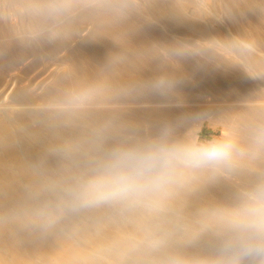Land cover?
<instances>
[{"label":"bare ground","instance_id":"obj_1","mask_svg":"<svg viewBox=\"0 0 264 264\" xmlns=\"http://www.w3.org/2000/svg\"><path fill=\"white\" fill-rule=\"evenodd\" d=\"M95 1L97 7L93 5ZM12 2L20 7L18 11L22 9L27 13L24 18L26 27L16 25L14 34L19 42L0 38V64L4 61L9 63L15 53L17 59H24L32 47H40L52 54L53 50L67 46L68 55L59 67L50 71L39 90L32 89L33 94L38 96H34L36 99L27 100L25 96L18 101L13 99L0 103V110L12 112L20 106L21 112L30 113V107H41L52 110L50 115L63 112L71 115L73 119L69 122H83L97 135L110 140L107 145L81 142L76 138V143L84 146L81 148L90 151L94 157H105L110 154L109 151L122 155L119 163L108 168L112 176L123 174L133 177L130 171L139 172L147 188L160 195L164 192L170 194L174 208L187 211L193 223L207 229L203 235L193 234L190 229L181 230L178 223L182 216L175 218L165 214L159 220L168 224L169 229H158L157 222L152 224L153 229H140L142 235L160 232V239H154L155 243L143 249L130 239L131 232L112 230L106 235L89 231L82 225L78 233L91 241L92 247L76 245L72 239L71 248L46 250L38 252L39 255L61 264H156L157 261L162 264H264V219H258V215L254 217L259 212L255 204L240 198L242 195L261 201L260 193H264V99H251L245 90L223 84L221 81L224 78L221 80L216 75L218 67L199 63L187 65L189 55L186 53L158 50L157 42L146 41L149 37L139 24L113 18L111 13L119 11L110 3L85 0L86 3L77 6L84 14V22L94 32L88 40L78 42L81 46L78 50L76 45L69 44L76 36L70 32L76 28V21L66 20L65 16L64 19L61 13L67 10L75 14L76 0ZM217 8L219 12L222 10L219 6ZM60 21H67V26L60 27ZM101 32L104 35H100ZM66 37L70 38L68 44L63 41V38L67 40ZM106 41L123 43L125 48L121 51L111 48L98 51L91 47V42L102 44ZM217 53L223 58L229 57L223 49ZM119 62L126 65L123 64V68L116 66ZM244 69L264 87V72L256 71L248 64L244 65ZM23 86L19 81L12 90L16 89L15 93H18ZM195 105H201L202 110L195 111ZM121 110L124 114H117ZM204 119L215 124L221 122L226 127L227 134L217 145L224 149L220 156L230 160V168L223 169L226 173L223 177L235 186V190L225 186L221 182L223 180L214 179L217 186L213 191L205 172H202L209 158L202 155L200 150L205 147L197 146V139L190 130L198 129ZM39 121V126L43 124L47 127L45 121ZM47 129L55 130L51 127ZM12 130L13 122L0 117V199L6 191L20 196L22 203L28 204V197L19 195L11 185L12 180H23L44 195V187L50 186L38 179L31 165L32 161L39 162L40 157L29 149L23 151L17 146ZM115 140H136L139 145L115 146ZM167 143L173 144L174 148L164 147ZM152 147L165 152L168 155L165 158L179 161L183 168H176L173 164L163 165L164 160H161L162 163L153 160L149 153ZM146 158L151 160L143 164ZM12 170L15 174L10 173ZM43 198L40 195V204L45 201ZM219 198L225 203L216 208L214 205ZM4 222L5 217L0 216V264H21L16 259L23 258L22 254L17 253V258L14 257V248L18 247L16 233L8 227L6 230ZM227 238L234 240L235 245L229 246Z\"/></svg>","mask_w":264,"mask_h":264},{"label":"rangeland","instance_id":"obj_2","mask_svg":"<svg viewBox=\"0 0 264 264\" xmlns=\"http://www.w3.org/2000/svg\"><path fill=\"white\" fill-rule=\"evenodd\" d=\"M12 1L15 0H0V38L13 39L16 43L19 40L16 39L14 32L17 26L26 27L24 18H26L27 13L22 9L18 11L20 7L15 6L17 5L16 2L13 3ZM101 1L117 7L116 9L119 12L111 13L113 18L117 17L127 21V23L139 24L149 37L146 41L157 42L158 50L165 49L172 52L186 53L189 55L186 61L187 65L199 63L207 64L210 67H218L216 68L218 69L216 75L221 80L224 78V81H221L223 84L227 83L228 86L234 89L245 90L247 96L251 99H264V87L244 69V65L248 64L256 71L264 72V0ZM83 2L86 3L85 0H76V15L67 10L61 12L66 20L76 21V28L74 31H70L76 36H72L74 38L70 43L68 42L70 38L67 37V40L63 38V41L70 45H76L78 50L81 49L78 42L82 43L88 40L90 35H94L92 27L84 22L83 12L77 7ZM95 2L93 5L97 7V1ZM218 6L222 8L220 12ZM220 20L223 22L221 23ZM20 21L22 26L18 24ZM67 24V21H60V27L63 26L62 28H65ZM99 34L104 35L102 32ZM107 34L108 32L105 33V35ZM44 35L46 34L44 33ZM91 47L98 51L106 50V48L121 51V49L124 50L125 44H117L112 41H106L102 44L91 42ZM12 48L10 47L11 51H13ZM26 48L29 47L26 46ZM222 49L228 52L229 57L227 56V59L217 53ZM67 52V46H64V48L61 46L56 51L53 50L52 54L47 53L40 47H32L31 51L28 50V55L26 54L25 57L23 56L24 59H20L22 62L17 59L16 53L13 54L12 52L13 56H11L10 62L4 61L0 64V103H8L13 99L18 101L25 97H27L25 98L27 100L36 99L38 96L33 94L32 89L39 90V86L46 81L50 71L59 67L58 65H60L63 58L67 57ZM123 64L126 65L125 62H119L116 66L123 68ZM220 70L222 71L220 72ZM223 72L226 73L223 74ZM19 81L24 84L23 87L26 90L21 87L20 92L15 93L16 89L13 91L12 87ZM194 108L195 111L202 110L201 105H195ZM15 110L12 112L10 110L4 112L0 110L2 111L0 117L13 122L12 131L15 134L17 146L23 151L29 149L40 157L39 162L32 161L31 165L36 170L38 179L50 186L48 188L44 187V195L37 192L23 180L17 178L12 180L11 185L19 192V195L28 197L26 200L28 204L22 203L20 196L12 195L6 191L2 194L0 216L5 217L6 222L4 223L7 225L5 229L8 230L9 228V230H14L15 232H13L16 233L15 239L18 247L14 248V251H16L14 257L17 258V253H21L23 256V258H17V262L21 264H61L56 263L52 258L39 255L38 252L71 248L73 247L72 239H74L76 245L92 247L93 243L78 233L79 227H82V225L89 231L100 234L105 233L106 235L112 233V230L131 232L133 234H129L130 239L143 249H147L152 243H155L154 239L156 240L158 237L160 239L158 235L160 232H156L155 235H142L139 233L140 229H153L155 227L152 224L155 222L160 226L158 229H169L168 224L159 220V217L165 214L175 218L179 217L177 215L182 216L179 218L180 223H178V228L181 230L190 229L193 234L197 235H203L207 232L205 226H197L190 220L191 215H188L187 211L174 208L170 194L164 192L165 194L160 195L147 188L145 180L139 177V172H129L133 176L129 188L121 190L107 185L103 190L114 194L97 195L93 185L98 181L113 177L108 168L112 164L119 163L122 155L109 151L110 154L105 157H94L92 156L94 154L90 151L81 148L83 145L79 146L80 144L78 145L75 139L79 138L81 142L104 143L107 145L110 140L97 135L83 122L77 120L73 123L69 122L68 120L72 117L65 112L50 115V112H53L52 110L30 107L28 109L30 113H27L25 111L21 112L20 106L19 108L18 106L15 107ZM118 112L117 114H120V112L121 115L122 112L124 114V110ZM39 119L45 121L44 124L47 127H44L43 124L39 126ZM49 127L55 130L47 129ZM53 131L62 135H56ZM190 133L196 137L197 146L206 148L217 145L218 141L222 140L223 136L227 134V130L221 122L215 124L208 119H204L203 124L194 131L190 130ZM113 143L115 146L119 144L125 147L139 145L136 140H115ZM73 144L74 146H72ZM165 146L174 148L173 144L170 143ZM149 153L151 158L159 161V163H162L161 160L166 161L162 163L163 165L173 164L176 168H183L179 161L171 157L165 158L168 155L156 147L149 149ZM0 155H2L1 150ZM28 161L31 160L28 159ZM206 162L207 165L202 172H205L206 180H208L211 189H214L213 191H216L215 185L217 186L214 179L223 180L221 182L225 186L230 190H235V186L223 177L226 175L223 169L230 168L229 159L220 156L209 158ZM183 170L188 173V170ZM10 173H14V171L12 170ZM227 175L229 174L227 173ZM40 195L44 197L43 201L45 200L41 202L42 204L39 203ZM260 195L261 201L242 195L240 198L255 204L258 207L256 210L259 212H256L254 217L258 215V219L263 220L264 193H260ZM217 200L219 202L216 201L217 203L214 206L220 208L219 204L225 203V200L221 198ZM57 216H61V218ZM218 235L220 239H224L219 233ZM233 241H227L229 246L235 245ZM156 264L162 263L157 261Z\"/></svg>","mask_w":264,"mask_h":264},{"label":"clouds","instance_id":"obj_3","mask_svg":"<svg viewBox=\"0 0 264 264\" xmlns=\"http://www.w3.org/2000/svg\"><path fill=\"white\" fill-rule=\"evenodd\" d=\"M200 151L202 155L208 158H213V157L222 155L224 152V149L222 146L212 145V146L203 148ZM150 160L151 158H146V160L143 161L142 163L148 164ZM131 183H132L131 176L121 174V175L110 177L106 180L98 181L95 185H93V188L97 195L107 196V195L114 194L113 192H108V191L103 190L107 185H111L117 189L125 190L131 186Z\"/></svg>","mask_w":264,"mask_h":264}]
</instances>
